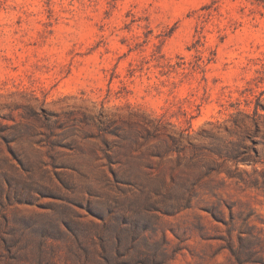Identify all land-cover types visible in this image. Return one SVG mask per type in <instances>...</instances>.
<instances>
[{
    "label": "rangeland",
    "instance_id": "374dc122",
    "mask_svg": "<svg viewBox=\"0 0 264 264\" xmlns=\"http://www.w3.org/2000/svg\"><path fill=\"white\" fill-rule=\"evenodd\" d=\"M0 264H264V0H0Z\"/></svg>",
    "mask_w": 264,
    "mask_h": 264
},
{
    "label": "trees",
    "instance_id": "16d2710c",
    "mask_svg": "<svg viewBox=\"0 0 264 264\" xmlns=\"http://www.w3.org/2000/svg\"><path fill=\"white\" fill-rule=\"evenodd\" d=\"M257 113V110L255 111ZM142 130L146 133L145 138H150V137H154V138H158V135L161 133V129L159 128L158 125L156 124H151L150 122H146L145 124L142 125ZM125 131H123V135H124ZM167 136H170V138H172L173 140H175L176 142L174 143V146L177 147H183L181 145V143L179 142V140H176L170 133L166 134ZM178 143V144H177ZM168 147L166 146L164 149L166 150ZM169 150V149H168ZM171 150V149H170Z\"/></svg>",
    "mask_w": 264,
    "mask_h": 264
}]
</instances>
